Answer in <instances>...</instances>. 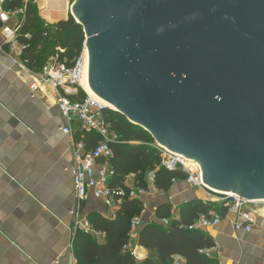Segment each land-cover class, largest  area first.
Returning a JSON list of instances; mask_svg holds the SVG:
<instances>
[{
    "label": "water",
    "instance_id": "95a60500",
    "mask_svg": "<svg viewBox=\"0 0 264 264\" xmlns=\"http://www.w3.org/2000/svg\"><path fill=\"white\" fill-rule=\"evenodd\" d=\"M70 14L90 91L208 185L264 196V0H77Z\"/></svg>",
    "mask_w": 264,
    "mask_h": 264
},
{
    "label": "crops",
    "instance_id": "0c3cea01",
    "mask_svg": "<svg viewBox=\"0 0 264 264\" xmlns=\"http://www.w3.org/2000/svg\"><path fill=\"white\" fill-rule=\"evenodd\" d=\"M66 12L46 19L65 20ZM56 97L49 85L31 92L27 73L12 63L7 47L0 44V264H76L72 241L76 229H81V215L111 216L115 211L90 191L81 214L69 213L77 208L67 169L73 159V136L62 130L66 122ZM77 126L73 122L72 127ZM203 184L194 187L187 180H177L167 192L158 191L148 199L142 221H153L157 207L164 203L178 210L190 199H214L219 193L241 196ZM245 199L244 208L255 217L250 232L234 229L237 216L231 211L222 215L219 224L205 228L214 241L209 255L218 264H264V207L256 203L264 196ZM131 233V239H136L137 230ZM96 236L101 239L103 234ZM131 250L139 260L148 256L136 243H131Z\"/></svg>",
    "mask_w": 264,
    "mask_h": 264
},
{
    "label": "trees",
    "instance_id": "16d2710c",
    "mask_svg": "<svg viewBox=\"0 0 264 264\" xmlns=\"http://www.w3.org/2000/svg\"><path fill=\"white\" fill-rule=\"evenodd\" d=\"M40 7L47 19L65 15L66 6L57 0H41ZM8 9L24 8V19L20 24L19 42L26 47L23 56L29 59L28 67L38 71L45 62L56 56L60 62L73 67L79 60L85 43L83 26L68 13L65 20L46 22L39 15V9L31 0H12ZM86 94L79 88L71 100L84 99ZM105 120L119 135V142L111 144L113 157L110 160L114 175L110 185L122 184L125 176L135 175V183L143 185L146 172L155 171V187L167 192L173 182L187 180L188 174L176 168L168 170L160 166V155L152 135L141 126L132 123L120 112L111 108L103 109ZM76 139H82L86 150H92L100 136L96 132L77 130ZM172 206L161 204L155 211L153 221H142L137 238L131 239V221L142 211V202L124 197L113 216L99 212L87 215L93 232L77 228L72 241L76 264H173L174 257L185 259L184 264H218L215 257L205 251L214 246L213 238L204 228L192 227L200 214L214 210L223 215L227 209L217 203L190 199L178 208L179 219L171 217ZM169 217L164 225L162 218ZM103 234L99 239L96 235ZM136 243L148 251V256L137 259L128 244Z\"/></svg>",
    "mask_w": 264,
    "mask_h": 264
},
{
    "label": "built area",
    "instance_id": "2783aa9c",
    "mask_svg": "<svg viewBox=\"0 0 264 264\" xmlns=\"http://www.w3.org/2000/svg\"><path fill=\"white\" fill-rule=\"evenodd\" d=\"M12 0H0V44L7 47L11 56V61L20 70L27 73V84L31 92H36L43 85L54 88L57 97L56 102L61 115L66 124L62 127L63 132L73 136V159L68 165V171L73 181L74 192L77 201L76 210L69 212L72 215L81 214L84 202L88 198L90 191L96 198H101L107 207L118 208L124 197L138 199L142 202V211L139 216H135L131 221V232L138 230L142 223V216L148 209V199L154 196L158 190L155 187V171L146 172L143 185L135 183V175L125 176L122 184L110 185L109 181L114 175L110 160L113 157L111 144L119 142V135L110 128L105 120L104 106L95 102L89 95L84 99L71 100L69 96L76 95L80 87V69L82 54L73 67H68L60 62L56 56L49 58L38 71L28 67L29 59L23 56L25 45L19 42L20 24L24 19V8L8 9L7 4ZM85 48V47H84ZM76 122L77 128L72 124ZM82 130L86 133L96 132L100 139L92 150L85 149L82 139H76L75 133ZM155 147L159 151L160 166L175 170L181 168L188 174L187 181L194 187H203V181L199 171L192 170L185 164V157L156 143ZM204 201L215 202L221 207L236 214L234 221L236 231L250 232L255 223V217L246 211L247 200L239 195L218 194L214 199L207 197ZM260 207H264V199L257 201ZM115 211L112 213L113 216ZM171 217L179 219L178 210L171 208ZM222 215L214 210H209L207 214H200L194 222V228H208L219 224ZM81 229L85 232H93L91 225L87 221L86 215H81ZM169 217L162 218L164 225L169 224ZM131 238H133L132 233ZM131 248V244L125 246ZM205 252L210 254L211 249ZM134 255V252L132 251ZM182 256H175L173 264H184Z\"/></svg>",
    "mask_w": 264,
    "mask_h": 264
},
{
    "label": "bare ground",
    "instance_id": "6f19581e",
    "mask_svg": "<svg viewBox=\"0 0 264 264\" xmlns=\"http://www.w3.org/2000/svg\"><path fill=\"white\" fill-rule=\"evenodd\" d=\"M59 2V4L61 6H66V1L65 0H57ZM40 5H41V0H39ZM87 58H88V49L85 47L83 50V54H82V62H81V69H80V86L82 87V89L98 104L104 106V107H113L111 104H109L108 102H106L105 100L101 99L100 97H98L96 94H94L92 91H90L85 83L83 82V73H84V69L86 66V62H87ZM186 158V157H185ZM194 160L191 158H186L185 159V164L186 166H188L189 168H191L192 170H196L198 169V165L193 162ZM199 164V163H198Z\"/></svg>",
    "mask_w": 264,
    "mask_h": 264
},
{
    "label": "rangeland",
    "instance_id": "374dc122",
    "mask_svg": "<svg viewBox=\"0 0 264 264\" xmlns=\"http://www.w3.org/2000/svg\"><path fill=\"white\" fill-rule=\"evenodd\" d=\"M31 1H34L35 3H36V5H37V7H38V9H39V15L41 16V18L43 19V20H45L46 22H49V23H53V22H55V21H49V20H47L46 18H44L43 16H42V13H41V9H40V2H39V0H31ZM66 1V7H67V12L68 13H71V10H72V8L75 6V4H76V1L77 0H65ZM66 12V13H67ZM77 21V20H76ZM87 96H88V94L82 89V87L80 86L79 87ZM156 143H158V142H156ZM158 144H160V143H158ZM161 146H163V147H165V148H167L165 145H163V144H160ZM167 149H169V148H167ZM169 150H171V149H169ZM172 151V150H171ZM197 164H198V162H197ZM199 167V166H198Z\"/></svg>",
    "mask_w": 264,
    "mask_h": 264
}]
</instances>
